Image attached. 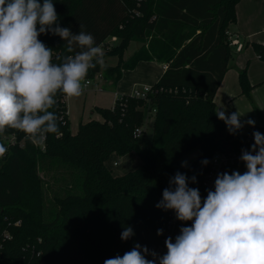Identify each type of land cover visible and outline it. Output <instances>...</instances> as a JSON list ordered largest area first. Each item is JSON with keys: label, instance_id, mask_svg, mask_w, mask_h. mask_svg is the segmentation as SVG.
Returning a JSON list of instances; mask_svg holds the SVG:
<instances>
[{"label": "trees", "instance_id": "trees-1", "mask_svg": "<svg viewBox=\"0 0 264 264\" xmlns=\"http://www.w3.org/2000/svg\"><path fill=\"white\" fill-rule=\"evenodd\" d=\"M238 1L53 0L60 26L92 34L100 47L108 37L117 39L104 50V60L115 56L116 61L90 69L87 78L101 73L114 86L139 61L165 63L166 68L145 97L121 95L110 107L94 106L98 118L79 122L74 133L58 93L49 110L58 116L59 134L39 144L16 130L0 134L7 149L0 157V264H104L134 243L155 250L157 229H163L169 212L155 205L170 177L177 171L196 175L198 182L189 186L203 194L208 165L202 160L210 162L214 152L250 149L241 133L229 134L214 102L234 54L225 31L235 22ZM137 38L144 42L123 57ZM39 39L53 48V62L59 63L55 57L66 54L64 41L51 34ZM251 45L264 60V45ZM238 86L250 97L253 85L245 69L238 73ZM149 115L152 134L143 147L133 132H143ZM255 127L264 134V127ZM193 150L196 157L181 167L180 158ZM129 152L140 165L112 176L104 162L111 154ZM234 170L243 173L246 167L241 161L225 169ZM124 226L135 232L128 241L120 239Z\"/></svg>", "mask_w": 264, "mask_h": 264}, {"label": "clouds", "instance_id": "clouds-1", "mask_svg": "<svg viewBox=\"0 0 264 264\" xmlns=\"http://www.w3.org/2000/svg\"><path fill=\"white\" fill-rule=\"evenodd\" d=\"M42 34L64 41L66 54L55 57L59 63L53 62V48L39 39ZM104 56L92 34L60 26L53 0H0V134L16 130L34 144L59 134L58 116L49 110L57 103L56 95H82L90 83L89 70L106 67ZM215 114L231 135L245 125L255 127L252 119L242 122L238 111L227 114L221 108ZM252 135L250 149L241 150L246 171L218 173L206 198L189 186L198 182L196 175L177 171L170 177L155 207L191 225L182 226L174 240L165 239V254L134 243L104 264H264V134ZM6 151L0 144V157ZM187 166V161L181 162V167ZM163 234L157 229V236ZM134 236L133 228L124 226L120 239Z\"/></svg>", "mask_w": 264, "mask_h": 264}, {"label": "crops", "instance_id": "crops-1", "mask_svg": "<svg viewBox=\"0 0 264 264\" xmlns=\"http://www.w3.org/2000/svg\"><path fill=\"white\" fill-rule=\"evenodd\" d=\"M228 31L233 35H237L238 39L240 41L241 40L243 41V42L241 41V43L243 44L242 48L239 51H236L238 55L241 53L246 43L251 44L252 42H256L264 45V0H239L235 5V22L229 25ZM109 38L110 37H108V39ZM114 40H115L114 42H117L116 38H114ZM137 48L138 47H136L135 49ZM238 55L236 58L239 57ZM127 56H124L123 54V57L126 58ZM261 60L262 59L257 57V61L262 63V65H264L263 61ZM165 68H166L165 63H161L153 60L139 61L132 70L123 71L121 78L114 85L117 89L116 90L117 92L113 93V97L114 96L117 97L118 95L129 94L137 86L152 85L160 78ZM260 69H261V73L257 75H254V73L251 74L250 72L248 73L249 81L253 85V88L250 92V96L251 94H253V96L255 97L256 111H258L259 113L256 116H253L250 113H248V115L241 114L240 112L239 113L243 115L241 117L242 122L248 119H252L256 122L255 126L264 127V102L262 101V99L256 96L257 85L264 83V67L262 68L260 66ZM228 74H229L228 71L224 73L223 78L215 91L214 102L216 108L217 106L218 107L229 106V102L235 99L240 91L237 86L238 84L235 85L233 82V80L237 76L235 77L234 73H232L231 75ZM227 76L231 78L230 84H226V80L228 78ZM102 82H106V81L103 80ZM106 84L109 85V82H106ZM101 91L102 90L96 91L95 89L91 88L86 90L85 92H101ZM113 102L102 106L110 107L113 105ZM94 118H98V116L96 115ZM248 126L249 125H245V127ZM110 157L113 158L114 160L117 156L115 154H111L109 158ZM120 159H122L123 164L127 165L129 168L126 167L122 172L119 173H111L110 169L108 168L109 166L105 164L107 160L104 162V166L106 167V169L110 171L112 176H120L121 174L123 175V173L125 174V172L126 173L127 171L129 172V170L132 171L140 165V159L134 152H129L126 155L122 156Z\"/></svg>", "mask_w": 264, "mask_h": 264}, {"label": "rangeland", "instance_id": "rangeland-1", "mask_svg": "<svg viewBox=\"0 0 264 264\" xmlns=\"http://www.w3.org/2000/svg\"><path fill=\"white\" fill-rule=\"evenodd\" d=\"M106 41H107L106 46L101 47L103 51L106 49H109L114 43H116L114 42L115 40L113 36H111L109 39L107 38ZM143 42H144V39L142 38H137V39L130 41L129 45L124 51V56L129 55L136 47L140 46V44H142ZM231 50L232 52H234V54L232 55V58H229L228 60V66H227L228 68L226 71H228L229 73L228 75H231L232 73H234L235 77L237 76L233 80L235 85L238 84L237 73H239L240 68L241 70L245 69L247 77H248L249 72L251 74L254 73V75L261 73L260 66L263 68L264 65H262V63L257 61L258 52L254 50V48L252 47L250 43L245 44L244 48L242 49L239 55L238 53H236V50H234V48H231ZM237 55L239 56L238 58H236ZM115 61H116L115 56L105 58V64H113ZM261 61H263L264 63L263 59ZM227 77L228 78L226 80V84H230L231 78H229V76ZM94 85H96V83ZM97 86L101 88L102 90L101 92L83 91L82 95H80L79 97L67 98L65 100L67 117H68V127L71 132L77 131L78 123L80 121L84 122L96 116L94 111H92V108L94 106H102V105L110 104L111 102H113L114 100L113 98H116V96L113 97V93L117 92L116 91L117 89L115 86L107 85L106 82H100L97 84ZM88 88L90 89V87ZM136 88L141 89L142 86H137ZM256 89H257L256 96L262 99V101L264 102V83L258 84ZM129 94H126V95H129ZM221 108H223L227 114H231L233 112L238 111L241 114L248 115V113H250L253 116H256L259 113L258 111H256L255 97L253 96V94H251L250 97H247L246 95L240 94V92L237 94L235 99L229 102V106L227 107L217 106L216 109L220 110ZM151 134H152V117L151 115H149L146 118V122L143 127V132L138 136V142L143 147H146L150 142ZM196 154H197V150H193L183 155L180 158V162L187 161L189 163L196 157ZM120 158L121 157H116L113 160V158L110 157L107 159L105 164L109 166L108 168L110 169L111 173H119V172H122L126 167L129 168L127 165L123 164V160ZM113 162H116V164L113 165Z\"/></svg>", "mask_w": 264, "mask_h": 264}, {"label": "built area", "instance_id": "built-area-1", "mask_svg": "<svg viewBox=\"0 0 264 264\" xmlns=\"http://www.w3.org/2000/svg\"><path fill=\"white\" fill-rule=\"evenodd\" d=\"M225 34L228 39V45L234 48V50L239 51L242 48V43L238 39L237 35H233L228 30L225 31ZM90 83H88L87 87L84 89V91L90 89H95L96 91H100L101 88L97 86L98 83L102 82L104 79L102 78L101 73H96L92 78H87ZM96 83V85H94ZM150 90L149 85H143L141 89H133L129 96L136 97V98H143L145 97V94ZM121 95H118L117 97H120ZM116 97V98H117ZM68 97L63 95L62 100H66ZM256 127L248 126L244 127L242 130L239 131L244 136V139L247 143L253 144L254 139L252 133L256 131ZM260 132V131H259ZM263 134V133H262ZM140 135V130L137 128L133 132V136L136 138ZM241 153L238 154H226L222 152H214L210 162L208 164L207 171L204 174V177L202 179V185L205 188V193L201 194L202 199L206 198L207 191L206 189H212L214 188V181L216 179V176L218 173L225 172V169L229 166H232L238 162H241L240 160ZM116 162H113V165H115ZM191 222H181L178 221L175 217V213L172 211H169L166 215L165 222H164V234L159 237L155 251L163 255L166 253L167 249L165 247L164 241L167 237L171 236L173 237V240L176 235L179 234V229L182 226H190ZM8 234H4V238H8Z\"/></svg>", "mask_w": 264, "mask_h": 264}]
</instances>
